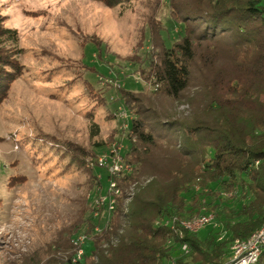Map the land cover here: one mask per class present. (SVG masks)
<instances>
[{"label":"trees","instance_id":"obj_1","mask_svg":"<svg viewBox=\"0 0 264 264\" xmlns=\"http://www.w3.org/2000/svg\"><path fill=\"white\" fill-rule=\"evenodd\" d=\"M98 1L128 10L145 0ZM167 2L177 38L160 46L153 79L136 71L162 95L187 104L188 114L179 117L176 108L130 114L122 155L133 169L117 179L115 209L109 215L102 206L103 219L94 205L85 217V207L50 245L44 264H222L235 239L264 223V0ZM4 21L0 7V95L11 78L5 64L16 65L6 45L18 43V31ZM126 92L111 90L105 102L126 101ZM73 153L82 168L89 152ZM105 172L107 184L100 178L94 184L98 194L109 193ZM209 213L216 225L204 235L181 225ZM84 226L88 247L73 243ZM255 264H264V251Z\"/></svg>","mask_w":264,"mask_h":264},{"label":"rangeland","instance_id":"obj_2","mask_svg":"<svg viewBox=\"0 0 264 264\" xmlns=\"http://www.w3.org/2000/svg\"><path fill=\"white\" fill-rule=\"evenodd\" d=\"M167 1L122 10L98 0H0L5 26L18 31V43L6 45L16 65L5 64L11 78L0 95V264H44L50 245L87 206L89 217L93 199L104 195L96 179L108 180L89 163L129 148L119 108L188 114L187 104L146 78L179 31ZM119 88L130 90L127 104L108 105ZM77 147L89 152L82 168Z\"/></svg>","mask_w":264,"mask_h":264},{"label":"built area","instance_id":"obj_3","mask_svg":"<svg viewBox=\"0 0 264 264\" xmlns=\"http://www.w3.org/2000/svg\"><path fill=\"white\" fill-rule=\"evenodd\" d=\"M118 117L126 121L122 126L124 131H128L130 125L129 120L131 116L122 108H119L117 112ZM120 147H114V149L98 159L91 161L89 164L91 166H102L111 176L109 180L108 194L96 196L93 199V205L96 207L94 212L95 217H99L101 211L99 210L102 206L106 205L107 209L110 212L115 209L117 202V195L120 194V189L117 186V179L123 176L125 173L132 171L133 167L130 163L126 162L123 158L122 153L120 152ZM106 224L109 220V217L106 218ZM215 224L213 214H202L195 216L190 219L182 220L181 225L192 231L196 232L207 225ZM102 230L101 225L95 227V231L99 232ZM88 239L87 234L84 232L75 235L73 238V243L77 246L83 245ZM182 249L185 253L189 252L190 247L187 243L182 245ZM264 251V223L262 226L246 238H237L233 241L231 245L230 252L226 256L222 264H255L258 262ZM84 253L83 248H79L78 257H81ZM176 264V263H174ZM215 264V263H212Z\"/></svg>","mask_w":264,"mask_h":264}]
</instances>
